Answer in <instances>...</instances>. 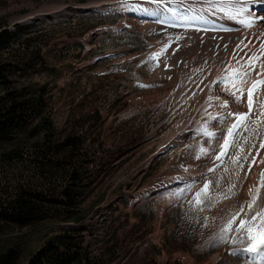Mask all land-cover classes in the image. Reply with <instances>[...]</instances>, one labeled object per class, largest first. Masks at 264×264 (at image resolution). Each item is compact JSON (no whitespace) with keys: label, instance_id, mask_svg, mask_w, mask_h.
I'll return each mask as SVG.
<instances>
[{"label":"rangeland","instance_id":"obj_1","mask_svg":"<svg viewBox=\"0 0 264 264\" xmlns=\"http://www.w3.org/2000/svg\"><path fill=\"white\" fill-rule=\"evenodd\" d=\"M101 1L0 0V22L7 29L31 24L32 30L42 31L30 41L40 49L38 61L14 70L15 87L37 92L44 86L42 115L53 122L59 137H79L93 158L83 198L97 204L84 220L90 256L111 257L109 264H254L256 253L244 251L249 242L241 247L235 232L224 240L220 235L239 209L242 193H251L250 170L246 180L241 178L247 163L243 154L249 155L260 136L252 123L260 120L255 94L248 130L238 129L229 137L237 114L247 113L243 104L248 93L237 101L227 91L241 72L238 67L257 74L264 57L241 60L238 48L244 43L239 41L213 76L208 65L217 63L212 60L217 48L181 46L150 34L151 17H160L151 8L160 9L163 0L114 1L112 6L122 7L119 16L77 10ZM195 4L211 16L228 18L230 12L215 1ZM235 8L233 20L244 22L240 28H251L246 38L264 34V24L253 20L259 13L264 16V9ZM250 20L256 27L247 25ZM30 36L20 33L14 48L25 49ZM185 49L176 58L169 54ZM226 140L232 141L230 154L223 149ZM68 227L74 225L15 228L0 237V250L19 244V264H25L49 237Z\"/></svg>","mask_w":264,"mask_h":264},{"label":"trees","instance_id":"obj_2","mask_svg":"<svg viewBox=\"0 0 264 264\" xmlns=\"http://www.w3.org/2000/svg\"><path fill=\"white\" fill-rule=\"evenodd\" d=\"M32 29L30 24L10 30L0 22V237L15 228L71 223L74 227L49 237L25 264H109L111 257H91L85 243L84 220L97 207L83 199L93 158L79 137H59L42 115L44 86L37 92L15 87L14 70L38 61L40 49L30 41L42 31ZM22 32L33 35L20 51L13 42ZM21 255L19 244L9 246L0 250V264H19Z\"/></svg>","mask_w":264,"mask_h":264},{"label":"bare ground","instance_id":"obj_3","mask_svg":"<svg viewBox=\"0 0 264 264\" xmlns=\"http://www.w3.org/2000/svg\"><path fill=\"white\" fill-rule=\"evenodd\" d=\"M114 1L116 3H118V2L119 3L120 2L123 3L122 0H103V1H101V2H99L97 4H95V5L79 7L77 10H79L81 13L90 14V15H93V16H108V15L119 16V15H122L123 11H122V7L121 6L119 7V9L116 7V5L112 6V4H114ZM123 1H125V0H123ZM196 1L195 0H163L162 1L163 4L161 5L160 9L156 8L157 11L155 10V8L152 7L151 9L153 11L157 12V14L160 13V15H159L160 17H158L157 20H155V17H151V19H153L154 22H151L148 25V27L150 28V30H149L150 34H152V36L153 35H156V36L160 35L162 40L163 39H167V41H169V40H171L173 42L175 41V42H178L181 46L191 45L193 47V46H200L199 44H201V45L211 46L212 48H217L219 54L217 55V53H218L217 52L215 57L213 59L211 58L214 62H216L218 60L217 63L216 64L213 63L214 65L212 63H210L208 65V69H210V68L212 69L211 70L212 72H210V73L213 76L216 75L215 73H218L219 71L222 70L221 69V64H222V62H224L223 60H225L228 57L229 51L233 47L235 48V45L239 44L238 43L239 41H243L241 43H244L241 47L239 45V48H238V50L244 54L243 55L242 53H240V55L241 54L243 55V56H241L243 58L240 57L241 60L244 59V57L246 58L245 60H247V57H250V59L255 60L257 62L258 60L262 59L261 58L262 56L264 57V34L259 35V36H255V37L250 36V38H246L245 35H247V32L251 28L250 27L248 29L247 28H240L241 27L240 25L242 24V26H243L244 22H241L240 25H239V23L237 22L239 20H237V21L233 20V19H235L234 18L235 11H236L235 7H237V6H238V8H242V7L244 8L245 7L247 9H249L250 12L253 9H255V11L257 13V11L264 9V0H230V3L226 2V0H208V1H215V2L219 3V5L222 8H224V7L226 8L227 7L230 10V12H228V18H225L224 16H215V15L211 16V15H209V13H207L205 11L204 12L199 11L197 9L198 6L195 4ZM136 4H138V3H136ZM167 6H169V7L167 9H165V7H167ZM221 7H220V9H221ZM200 8H202V7H200ZM135 10L136 9H134L133 11H135ZM62 12H66V10H63ZM259 15H260V17L254 18L253 20L255 22L259 23L260 25H263L264 24V16L261 13H259ZM241 17H243V16H241ZM241 21H242V19H241ZM257 23H254V22L251 23V27L252 28L256 27L255 24H257ZM247 25H249V24L247 23ZM179 28H181V29H179ZM156 36H154V37H156ZM172 45H175V44L173 43ZM246 46H248V47H246ZM192 47H191V49H192ZM178 49H179V47H178ZM194 49H195V47H194ZM172 50H170L169 54L173 55L174 58H176L180 54L183 55L185 53V51H186V49H185V50L177 51V52L174 53L173 52L174 50L173 51ZM190 51L191 50H189V52ZM201 52H202V50H201ZM206 53L208 54V52H206ZM206 53H204V55ZM197 55H198V53H197ZM195 56L196 55L194 53V58H195ZM184 57H183V59H185ZM189 57H190V55H189ZM211 57H213V56H211ZM196 60H194V61H196ZM207 60H209V59L207 58ZM242 62H241V64H242ZM197 65L199 66V64H197ZM238 65H240V64H238ZM261 65H262V70L261 71L259 70V72H258V73H261V75L259 77L255 73H254L255 75L254 74H250L247 77V82L245 84H243L242 87L240 85H236L234 87L232 85V83H231V85H229V86H231L230 90L227 91V92H229L230 95L233 94V93L231 94V92H235L236 95H237V92L239 90H241V88H242V91L244 90L243 92H244V94L246 96V94L248 93V88H250L251 84L257 78L264 79V63L261 62ZM198 66H196V67H198ZM212 66H213V68H212ZM238 68H240V69L242 68L243 69V66L242 67H238ZM238 68L237 69H233V70L235 72H238V70H240ZM242 69H241V71H243ZM235 78H238V75H236ZM238 93L240 94V91ZM255 94L256 93L254 92L253 96ZM231 98H234V97L232 96ZM256 101H257V103L255 104L254 108H257L260 111H264V107H261V106H264V86L261 87L260 93H259V97H257ZM243 105H244V107L246 108V110L248 112V103L245 104V102H244ZM253 115H254V111L249 116L248 120L246 121L247 125H250V123L252 122L251 117ZM260 121L261 122L258 125L260 136L259 137L256 136L257 137V141H256L254 147L253 146L250 147L248 144L245 145L246 149L247 148L249 149V147H250V149L248 151L251 153V155H246V153L243 154L245 157H247V161H246L247 163H246L245 168L243 167L244 169L241 172V178L246 180L245 176L248 173V169H249L250 170L249 174L252 175L253 180H251L250 177H249L250 180H248L249 181L248 188L250 189L251 193H249V195L242 193V196L240 197L241 204L245 203L247 201L248 197H250V195L252 196V195L256 194L257 188H259V186H260V184H259L260 179H261V175L260 174L262 172H264V148L261 147V144L264 143V116L260 117ZM239 130H240V132H242L243 129H239ZM256 131H258V130H256ZM258 133H256V134H258ZM218 148L220 149L221 147H218ZM212 151L214 152L213 149H212ZM230 151H231V147L228 148L227 153H229ZM239 176H240V174H239ZM244 180H242V181H244ZM260 191L262 193H264V188H261ZM256 243H259V237L256 238ZM238 244L242 247V245L244 243L242 244L238 240ZM252 261L254 262V264H264V257H261V256L256 254L254 256V260H252Z\"/></svg>","mask_w":264,"mask_h":264},{"label":"snow or ice","instance_id":"obj_4","mask_svg":"<svg viewBox=\"0 0 264 264\" xmlns=\"http://www.w3.org/2000/svg\"><path fill=\"white\" fill-rule=\"evenodd\" d=\"M226 2L230 3V0H226ZM249 26H251V21L249 22ZM249 75L250 72H239L238 78H233L231 80L232 85L234 87L236 85H240L242 87L243 84L247 82V77ZM260 75L261 73H257L258 77ZM262 86H264V79L257 78L251 84L250 88H248V112L237 114V122L233 123L228 129L229 137H232L238 129H243L244 131L248 130L246 121L253 112V94L255 92L258 97ZM233 95H235L237 101H239L243 95V91H240V95H236V93L233 92ZM261 116H264V111L257 112V117ZM252 123L259 125L260 120L257 119ZM231 144V140L224 141L223 147L225 152L228 150ZM261 147L264 148V143L261 144ZM241 152H243V149H241ZM223 154L224 153H221V155ZM249 155H251V153H249ZM219 158L220 157L218 156L217 159ZM244 158L247 159V157ZM237 160H239V157H237ZM260 175V186L257 188L256 194L251 196L250 202L242 203L239 209L230 215L226 225L221 230L220 239L224 240L226 238L225 234L235 232L237 235L234 237V239H238L242 244L245 242L250 243L251 246L244 248L245 252L256 253L257 255L264 257V193L260 191L261 188H264V172H262ZM229 191H231V189H229ZM237 221L239 222L237 223ZM233 225H235V228H233ZM257 237H259V243H256Z\"/></svg>","mask_w":264,"mask_h":264}]
</instances>
